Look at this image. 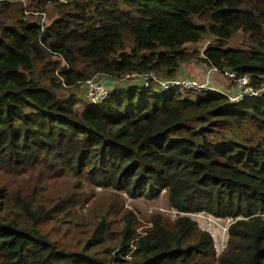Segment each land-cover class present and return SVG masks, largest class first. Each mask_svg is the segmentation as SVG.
<instances>
[{"label": "trees", "instance_id": "obj_1", "mask_svg": "<svg viewBox=\"0 0 264 264\" xmlns=\"http://www.w3.org/2000/svg\"><path fill=\"white\" fill-rule=\"evenodd\" d=\"M28 1L40 10L53 4L59 16L42 28L11 15L19 0H0V171L70 173L131 198L165 192L179 214L168 226L156 216L139 235L126 211L118 248L99 252L92 247L108 229L103 217L82 250L67 251L39 231L46 206L20 190L8 197L2 185L0 215L16 210L18 218L0 216V264H216L212 236L194 213L238 218L217 264H264V93L229 101L223 89L234 83L216 84V74L205 90L115 86L81 109L57 93L97 75L173 78L194 60L247 75L259 89L264 0ZM236 36L242 45L228 46ZM207 37L201 52L188 47ZM195 72L189 76L203 81ZM57 205L49 209L65 207Z\"/></svg>", "mask_w": 264, "mask_h": 264}, {"label": "rangeland", "instance_id": "obj_2", "mask_svg": "<svg viewBox=\"0 0 264 264\" xmlns=\"http://www.w3.org/2000/svg\"><path fill=\"white\" fill-rule=\"evenodd\" d=\"M19 3L21 5L16 2L11 3L13 6V9L10 10L11 15L15 19L22 17L25 20L37 22L42 28L48 26L51 21L59 16L58 10L53 4H49L40 10L31 5L28 0H19ZM21 7L23 9L22 16L19 12ZM211 40L212 38L207 37L200 42L189 44L188 47L201 52ZM242 42L241 36H236L227 42V45L240 46ZM51 58L59 63V68L65 67L60 56L51 55ZM185 66L196 70L200 76L208 68L196 60L185 64ZM42 70L43 64H40V72ZM186 73L190 75L189 72ZM214 81L216 84H227L226 78L219 74H216ZM80 84L71 86L61 84V87L57 89V93L62 98L71 95L76 99V109H81L82 104L88 102L84 94L79 93ZM229 87L230 83L228 82ZM259 89L261 94L264 93V84ZM2 185L7 188L8 197L12 196L15 190H20L21 195L32 200L33 205L42 203L46 206L49 212L46 214V218L40 222L39 231L51 243L67 251L82 250L103 217L107 218L108 229L104 239L92 247L99 252L107 247L118 248L119 230L123 224L122 218L126 211L134 217V226L139 235L145 234L147 230L152 228L153 219L156 216H160L163 225L168 226L179 214L168 206L165 192L153 200L144 197L131 198L126 193L111 188L97 187L86 183V181L81 183L70 173L59 176L55 172L38 175L37 170L29 172L0 171V186ZM59 202H64L65 207L58 210L49 209L58 206ZM13 211L15 213L12 212L11 214L3 211L0 216L7 219L6 221L17 219V211ZM191 217L199 229L206 230L211 234L214 262L217 264L219 257L228 251V226L238 218H217L205 213H194L191 214ZM133 243V241L130 243L132 249L134 248ZM122 258L129 261L132 258L131 251L122 255Z\"/></svg>", "mask_w": 264, "mask_h": 264}, {"label": "built area", "instance_id": "obj_3", "mask_svg": "<svg viewBox=\"0 0 264 264\" xmlns=\"http://www.w3.org/2000/svg\"><path fill=\"white\" fill-rule=\"evenodd\" d=\"M213 74H219L226 78V80L233 86L229 89H223V93L228 97L229 101H239L246 97L260 95V89L252 86L250 78L247 75L235 76V73L229 70L219 71L215 67H208L202 74L203 81L190 77L187 73L178 72L173 78H165L160 76L155 71H148L146 73H127L122 77L113 78L110 76L97 75L89 78L81 83L80 92L84 94L88 102L97 103L106 98L115 88V86H128L137 84L142 87L151 86L153 89L163 91L170 88L183 89H210L208 80ZM233 80V81H232ZM215 88V86H213Z\"/></svg>", "mask_w": 264, "mask_h": 264}, {"label": "crops", "instance_id": "obj_4", "mask_svg": "<svg viewBox=\"0 0 264 264\" xmlns=\"http://www.w3.org/2000/svg\"><path fill=\"white\" fill-rule=\"evenodd\" d=\"M183 70H184V71H187V72H189V73H191V71H193V69L187 68L186 66L183 67ZM197 74H198V73L195 72V75H197Z\"/></svg>", "mask_w": 264, "mask_h": 264}]
</instances>
